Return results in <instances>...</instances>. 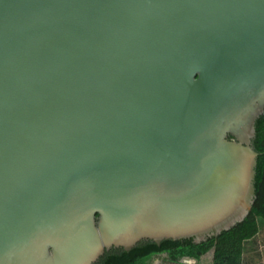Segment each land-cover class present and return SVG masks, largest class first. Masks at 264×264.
I'll return each instance as SVG.
<instances>
[{
  "label": "water",
  "instance_id": "water-1",
  "mask_svg": "<svg viewBox=\"0 0 264 264\" xmlns=\"http://www.w3.org/2000/svg\"><path fill=\"white\" fill-rule=\"evenodd\" d=\"M263 113L264 0H0V264L230 229Z\"/></svg>",
  "mask_w": 264,
  "mask_h": 264
},
{
  "label": "trees",
  "instance_id": "trees-1",
  "mask_svg": "<svg viewBox=\"0 0 264 264\" xmlns=\"http://www.w3.org/2000/svg\"><path fill=\"white\" fill-rule=\"evenodd\" d=\"M255 149L257 157L255 175L256 197L247 216L230 229L215 237L194 243L190 238L163 240L160 244L144 242L130 250L108 251L96 264H149L153 256L164 253L166 264H185L183 257L198 259L192 264H201V257L213 248L211 264H244L248 244L259 232L258 219L264 221V113L258 117L255 126Z\"/></svg>",
  "mask_w": 264,
  "mask_h": 264
},
{
  "label": "rangeland",
  "instance_id": "rangeland-1",
  "mask_svg": "<svg viewBox=\"0 0 264 264\" xmlns=\"http://www.w3.org/2000/svg\"><path fill=\"white\" fill-rule=\"evenodd\" d=\"M259 232L257 235L246 244L247 250L244 254V264H264V221L258 219ZM163 257L161 256H153L149 264H166L163 261ZM212 261V253L211 250L207 252V254L203 255L201 258V264H211ZM193 261L186 260L185 264H192Z\"/></svg>",
  "mask_w": 264,
  "mask_h": 264
},
{
  "label": "flooded vegetation",
  "instance_id": "flooded-vegetation-1",
  "mask_svg": "<svg viewBox=\"0 0 264 264\" xmlns=\"http://www.w3.org/2000/svg\"><path fill=\"white\" fill-rule=\"evenodd\" d=\"M206 254H207V253H206ZM161 255H165V254H164V253H162V254H160V256H161ZM158 257H159V256H158ZM201 258H202V257H201ZM182 260H183V261H186L185 259H182Z\"/></svg>",
  "mask_w": 264,
  "mask_h": 264
},
{
  "label": "clouds",
  "instance_id": "clouds-1",
  "mask_svg": "<svg viewBox=\"0 0 264 264\" xmlns=\"http://www.w3.org/2000/svg\"><path fill=\"white\" fill-rule=\"evenodd\" d=\"M190 260V259H189Z\"/></svg>",
  "mask_w": 264,
  "mask_h": 264
}]
</instances>
